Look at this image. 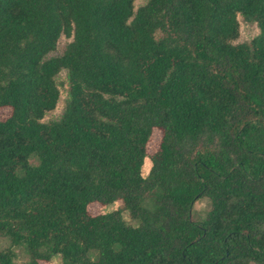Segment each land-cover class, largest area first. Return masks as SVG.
I'll list each match as a JSON object with an SVG mask.
<instances>
[{"label":"trees","instance_id":"obj_1","mask_svg":"<svg viewBox=\"0 0 264 264\" xmlns=\"http://www.w3.org/2000/svg\"><path fill=\"white\" fill-rule=\"evenodd\" d=\"M137 1L0 0V235L23 264H264V0Z\"/></svg>","mask_w":264,"mask_h":264},{"label":"rangeland","instance_id":"obj_2","mask_svg":"<svg viewBox=\"0 0 264 264\" xmlns=\"http://www.w3.org/2000/svg\"><path fill=\"white\" fill-rule=\"evenodd\" d=\"M143 0H139L136 2V5L143 4ZM238 20L240 23V35L239 39L236 42H247L252 37H254L258 33V28L255 23L246 22L241 15H238ZM70 38H67L65 36H61L58 40L57 47L54 51L48 54V56H57L62 54L64 51L66 45L70 42ZM57 83L59 85L60 89V98L57 103L56 108L51 113L47 114L46 117L43 119L44 121H50L58 119L65 107L66 100L68 99V84H67V75L66 71L62 70L57 76H56ZM10 112V109L7 107L0 108V118H5L8 116ZM161 133L157 129H153V132L151 134V137L149 139L148 145H147V152L148 154H152L158 147V143L160 141ZM32 162H35L34 159H31ZM150 168V160L145 158L144 164L142 167V174L145 176L147 175ZM121 207V203L119 201L114 202L109 205L102 206L99 203H92L88 206V211L91 214H97L99 212L103 211H110ZM210 208L209 199L206 197L199 198L196 200L192 206L191 209V216L195 220L202 219L207 211ZM122 216L125 219V221L129 224H135L136 221L133 220L127 210L122 211ZM2 249H10L13 252V262L15 264H23L29 259V255L25 248L22 245H14L11 243L8 237L0 235V250ZM61 261L60 255H53L51 260L49 262L40 261V264H58Z\"/></svg>","mask_w":264,"mask_h":264}]
</instances>
